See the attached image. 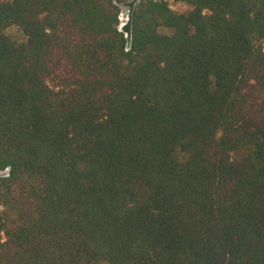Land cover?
<instances>
[{
	"label": "trees",
	"instance_id": "obj_1",
	"mask_svg": "<svg viewBox=\"0 0 264 264\" xmlns=\"http://www.w3.org/2000/svg\"><path fill=\"white\" fill-rule=\"evenodd\" d=\"M128 1L0 0V264H264V0Z\"/></svg>",
	"mask_w": 264,
	"mask_h": 264
},
{
	"label": "rangeland",
	"instance_id": "obj_2",
	"mask_svg": "<svg viewBox=\"0 0 264 264\" xmlns=\"http://www.w3.org/2000/svg\"><path fill=\"white\" fill-rule=\"evenodd\" d=\"M139 0H129L125 5L121 7V13H120V25L119 28L124 32V35L128 38L129 41V26H128V18H129V12L131 11L132 7L138 2ZM174 8H178V5H174ZM6 33L10 35L12 38L16 40H22L23 34L22 32L16 27V26H10L6 29ZM264 47V46H263ZM7 171L0 170V176L6 175Z\"/></svg>",
	"mask_w": 264,
	"mask_h": 264
}]
</instances>
